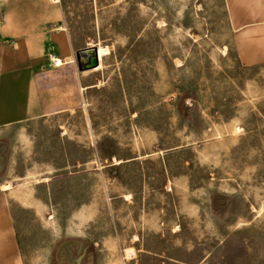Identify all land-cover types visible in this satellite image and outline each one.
I'll list each match as a JSON object with an SVG mask.
<instances>
[{
	"label": "rangeland",
	"instance_id": "obj_1",
	"mask_svg": "<svg viewBox=\"0 0 264 264\" xmlns=\"http://www.w3.org/2000/svg\"><path fill=\"white\" fill-rule=\"evenodd\" d=\"M59 1L54 32L110 53L0 129L21 264H264V62L227 0Z\"/></svg>",
	"mask_w": 264,
	"mask_h": 264
},
{
	"label": "crops",
	"instance_id": "obj_2",
	"mask_svg": "<svg viewBox=\"0 0 264 264\" xmlns=\"http://www.w3.org/2000/svg\"><path fill=\"white\" fill-rule=\"evenodd\" d=\"M227 2L239 57L246 64L263 63L264 0ZM64 16L59 0H0V129L67 108L79 76L83 81L98 70L84 75L76 68L72 59L82 48L66 31L53 29ZM50 55L62 64L51 66ZM9 190L0 189V264H21Z\"/></svg>",
	"mask_w": 264,
	"mask_h": 264
},
{
	"label": "water",
	"instance_id": "obj_3",
	"mask_svg": "<svg viewBox=\"0 0 264 264\" xmlns=\"http://www.w3.org/2000/svg\"><path fill=\"white\" fill-rule=\"evenodd\" d=\"M77 66L80 71L91 70L100 65L98 47L96 45L80 49L76 53Z\"/></svg>",
	"mask_w": 264,
	"mask_h": 264
},
{
	"label": "bare ground",
	"instance_id": "obj_4",
	"mask_svg": "<svg viewBox=\"0 0 264 264\" xmlns=\"http://www.w3.org/2000/svg\"><path fill=\"white\" fill-rule=\"evenodd\" d=\"M97 47H98V53H99V57L100 58H102L103 56L108 55L110 53L109 48L106 45H104V46L103 45H100V46H97ZM51 60H53V62L57 63V66L60 65V64H62L61 60L59 58H55L54 56H51ZM98 67H96L94 69H97ZM3 186H4L5 189H7L10 186V184L9 183H6ZM128 254L130 255L132 253L129 252Z\"/></svg>",
	"mask_w": 264,
	"mask_h": 264
},
{
	"label": "built area",
	"instance_id": "obj_5",
	"mask_svg": "<svg viewBox=\"0 0 264 264\" xmlns=\"http://www.w3.org/2000/svg\"><path fill=\"white\" fill-rule=\"evenodd\" d=\"M52 54H54V53H52ZM51 54V55H52ZM51 55L49 56V64L51 65V66H54V67H56L57 66V63H55V62H53V60H51ZM55 55V54H54Z\"/></svg>",
	"mask_w": 264,
	"mask_h": 264
}]
</instances>
